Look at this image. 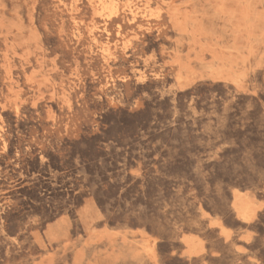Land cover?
I'll return each instance as SVG.
<instances>
[{
    "label": "rangeland",
    "instance_id": "rangeland-1",
    "mask_svg": "<svg viewBox=\"0 0 264 264\" xmlns=\"http://www.w3.org/2000/svg\"><path fill=\"white\" fill-rule=\"evenodd\" d=\"M0 264H264V0H0Z\"/></svg>",
    "mask_w": 264,
    "mask_h": 264
}]
</instances>
